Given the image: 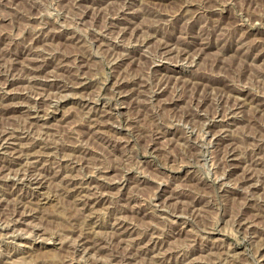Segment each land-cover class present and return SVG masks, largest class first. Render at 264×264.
<instances>
[{
  "label": "rangeland",
  "instance_id": "1",
  "mask_svg": "<svg viewBox=\"0 0 264 264\" xmlns=\"http://www.w3.org/2000/svg\"><path fill=\"white\" fill-rule=\"evenodd\" d=\"M0 264H264V0H0Z\"/></svg>",
  "mask_w": 264,
  "mask_h": 264
},
{
  "label": "bare ground",
  "instance_id": "2",
  "mask_svg": "<svg viewBox=\"0 0 264 264\" xmlns=\"http://www.w3.org/2000/svg\"><path fill=\"white\" fill-rule=\"evenodd\" d=\"M43 60V59H42ZM24 79V78H23ZM30 83V82H29ZM64 89V88H63ZM24 92V91H23ZM101 107V106H100ZM34 181H35V179H34ZM34 181L32 182L33 184H34ZM36 184H38L37 182H36ZM10 217V216H9ZM79 239V238H78ZM77 242V241H76Z\"/></svg>",
  "mask_w": 264,
  "mask_h": 264
}]
</instances>
